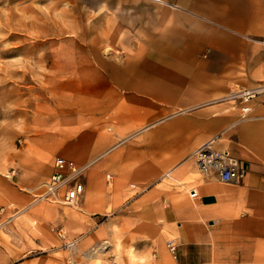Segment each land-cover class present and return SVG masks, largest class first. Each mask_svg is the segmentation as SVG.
<instances>
[{"label": "rangeland", "instance_id": "rangeland-1", "mask_svg": "<svg viewBox=\"0 0 264 264\" xmlns=\"http://www.w3.org/2000/svg\"><path fill=\"white\" fill-rule=\"evenodd\" d=\"M176 4L177 0H0V264H177L183 240L175 224L170 228L157 218L158 222L154 219L152 226L144 224L137 234V221L122 217L127 207L143 212L149 202L143 206L135 199L158 182L175 193L196 187L164 173L188 161L195 166V177L205 176L194 156L201 145L154 177L136 178L127 172L124 178L114 179V172L103 166L99 192L94 195L86 191L76 205L67 206L41 197L55 156L44 161L45 170L37 181L17 168L25 138L38 126L24 116L13 121L14 105L19 100L22 108L30 110L34 105L68 103L70 98L82 96L79 91L58 89L52 83L73 81L78 61L82 57L87 61L89 51L123 66L135 57L139 45L146 44L150 30L175 19L172 7ZM257 7L259 20L254 17ZM246 8L251 18L245 28L229 30L240 41L236 52L243 57L237 58L234 72L204 70L207 80L189 81V101L182 105L160 101L152 110L159 114L142 126L146 129L112 135L114 143L104 153L89 163H77L85 167L82 182L92 168L113 154L124 155L130 147L146 146L151 140L149 131L159 126L170 124L169 131L158 135L163 145L170 142L169 134H185L190 129V117L200 113L202 118L217 120L213 123L216 130L207 140L214 138L215 149L228 150L245 176L254 169L264 175V90L247 101L241 96L230 97L237 91L264 86V0L247 1ZM210 55L204 50L199 58L208 60ZM208 90L213 93L205 94ZM243 104L253 106L254 113L241 116ZM151 122L157 123L150 127ZM113 124L108 121L104 128ZM128 165L130 170L135 163ZM244 178L239 184L225 185H240ZM89 196L96 197L91 204ZM234 213L243 217L247 210L237 208ZM260 238L253 253L244 247L248 243L241 236L232 234L230 244L219 241L223 255L212 264H264V239ZM169 242L176 246L174 253Z\"/></svg>", "mask_w": 264, "mask_h": 264}, {"label": "crops", "instance_id": "crops-1", "mask_svg": "<svg viewBox=\"0 0 264 264\" xmlns=\"http://www.w3.org/2000/svg\"><path fill=\"white\" fill-rule=\"evenodd\" d=\"M177 1L179 4L172 7L175 19L150 30L144 41L146 44L139 45L135 57L123 66L100 59L97 52L89 51L87 61L85 57L78 61V69L72 73L73 81L52 83L58 89L79 91L82 96L70 98V102L68 98V103L34 105L31 111L22 108L20 100L15 101L13 121L24 116L38 126L35 133L25 138L17 165L19 170L27 171L37 181L45 170L44 161L52 156L78 164L89 163L114 143L112 135L146 129L142 126L159 114L152 111L158 102L182 105L189 101V81L201 83L207 80L203 76L204 70L234 72L237 58L243 57L236 52L240 41L229 30L242 29L248 24L251 16L246 5L250 0ZM254 13L259 20L258 7ZM204 50L211 54L208 60L199 58ZM212 93L210 90L205 92L207 95ZM7 97L10 99L11 96L8 94ZM251 107L254 113L255 109ZM202 117L203 113L191 116L190 129L185 134L182 131L169 134L170 142L164 145L158 135L169 131L170 124L149 131L151 140L146 146L130 147L124 155L115 153L105 159L103 164L88 172L83 182L84 193L89 191L96 195L99 192L104 167L112 170L114 179L119 180L127 172L136 178L160 175L171 162L189 155L214 133L213 123L217 120ZM108 121L114 124L104 128ZM156 123L151 122L148 126ZM132 162L135 163L133 169L127 170ZM52 170L51 165L50 174ZM259 172L258 169L248 170L240 185L231 186L221 184L213 175L195 177L194 164L184 161L164 176L183 179L196 186L193 188L198 193L196 199L189 197L191 189H187L188 196L187 193H175L168 185L158 182L135 199L143 206L149 202L145 204V210L137 213L127 207L122 218L137 221V234L143 231L144 224L152 226L154 219L158 222L157 218L170 228L175 224L176 232L183 240V245L178 248L177 264H212L223 255L219 241L232 243V234L247 240L248 245L244 247L253 253L256 239H261L260 235L264 239V175ZM12 190L16 188L13 186ZM92 199L96 200V197L89 196L90 204ZM237 208L246 209L247 214L238 219L234 216ZM226 248L231 246L222 247Z\"/></svg>", "mask_w": 264, "mask_h": 264}, {"label": "built area", "instance_id": "built-area-1", "mask_svg": "<svg viewBox=\"0 0 264 264\" xmlns=\"http://www.w3.org/2000/svg\"><path fill=\"white\" fill-rule=\"evenodd\" d=\"M253 90V89H252ZM257 92L241 96L245 101L254 97ZM240 115L247 117L252 114V107L243 104L239 109ZM215 140L202 144L195 152V160L199 171L206 175H213L223 184H239L244 178V170L240 168L237 159L226 149L217 150L213 147ZM52 173L45 182L41 197L56 203L74 206L84 193V184L81 181L85 167L64 157H56L52 164ZM191 198H197L194 189L190 191ZM171 252H175V245L168 243Z\"/></svg>", "mask_w": 264, "mask_h": 264}, {"label": "bare ground", "instance_id": "bare-ground-1", "mask_svg": "<svg viewBox=\"0 0 264 264\" xmlns=\"http://www.w3.org/2000/svg\"><path fill=\"white\" fill-rule=\"evenodd\" d=\"M262 90H264V86H261V87H259L257 89H253V90L237 91V92H234L230 97L244 96V95H247V94H252L253 92L260 93V92H262ZM212 140H214V139H212Z\"/></svg>", "mask_w": 264, "mask_h": 264}]
</instances>
